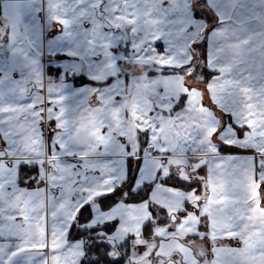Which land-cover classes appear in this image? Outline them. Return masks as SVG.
Masks as SVG:
<instances>
[{"label": "snow or ice", "instance_id": "obj_1", "mask_svg": "<svg viewBox=\"0 0 264 264\" xmlns=\"http://www.w3.org/2000/svg\"><path fill=\"white\" fill-rule=\"evenodd\" d=\"M0 264H264V0H0Z\"/></svg>", "mask_w": 264, "mask_h": 264}]
</instances>
